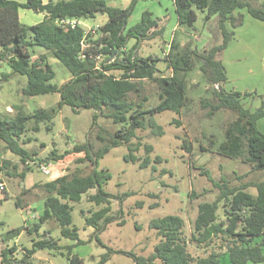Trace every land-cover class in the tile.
I'll return each instance as SVG.
<instances>
[{"label": "trees", "instance_id": "trees-1", "mask_svg": "<svg viewBox=\"0 0 264 264\" xmlns=\"http://www.w3.org/2000/svg\"><path fill=\"white\" fill-rule=\"evenodd\" d=\"M138 1L129 0L127 6L117 7L107 0H0V66L5 62L9 67V71H0V83L8 80L11 73H18L27 78L21 89L24 96L59 94V100L49 108L39 107L25 113L20 106L14 105V114L0 112L2 151L17 156L23 166V170L15 173L19 164L4 158L0 170L4 175L18 174L23 178L32 164L39 167L43 162L49 164L51 160L58 161L74 153H82L76 162L88 161L92 165L86 174L65 172L42 183L46 192L43 210L24 227L37 239L32 237L35 239L33 245L30 248L24 246L19 257L16 255V244L4 247L0 251V264H31L36 249L45 248L60 252L66 249V257L71 263L81 261L78 256L71 255L72 244L61 245L58 243L60 238H52L50 229L40 232V228L48 220H54L61 237L74 241V244L83 243L77 228L72 225L71 202L79 201L82 194L91 188L96 191L87 194V200L102 205L85 217L86 225L94 226L95 236L118 218L119 215L110 213V201L114 198L122 200L131 192L114 194L105 191L103 184L110 179V174L97 170L98 159L111 148L125 143L128 153L123 155L124 160L138 162L139 167L150 164L148 155L140 158L134 154L142 146L136 130L148 129L152 136L163 135V128L153 115L165 109L179 114L186 106V75L193 68L194 58L199 60V70L209 86L210 96L200 101L207 109L206 116L211 118L220 110L232 113L223 128V139L217 145V152L248 162L253 169L264 170V133L257 128V121L264 117V96L259 97L260 104L254 110L245 107L244 100L256 95L226 90L227 76L220 59L233 38L234 29L242 24V13L234 12L244 9L250 16L264 21V3L255 5L251 0H171L178 24L192 28L197 18L196 9L204 12V22L214 17L220 41L198 50L190 42L180 48L176 40H172L168 54L142 56L137 53L139 44L161 38L164 26L149 10L142 12L138 22L128 25ZM20 8L42 13L43 17L37 23L23 24L18 15ZM98 15H105L106 20L95 29L71 26L63 21L67 18L90 19ZM129 40H134L131 46H128ZM36 47L43 52L33 55ZM48 54L63 65L70 75L69 79L60 84L54 82L56 73L48 61ZM159 61L165 62L169 73L156 74ZM145 80L156 84L155 103H151L145 93ZM63 106L71 110H92L94 121L91 122V129L98 125L96 119L99 116L111 119L118 127L107 132L97 126L96 140L100 142L97 147L87 137L84 142L75 143L63 153L51 150L45 158L35 159L36 152L24 146L32 140L25 134L29 130L38 131L40 123L50 130L53 119ZM170 123L178 126L180 122L173 118ZM134 138L137 139L133 141ZM213 143L210 140L211 146ZM143 147L147 154L153 150L150 144ZM181 147L190 152V141L182 138ZM161 160L160 156L154 158L155 162ZM201 174L217 189V194L212 201L198 203L188 239L184 234V219L176 214H167L149 222V227L156 230L158 236L150 254L138 255L123 250L110 252L131 255L134 264H223L224 259L229 264L263 262L264 179L231 185L222 176L214 180L207 169H202ZM249 187L255 192L248 191ZM21 229L11 228L7 233L16 237ZM190 241L205 246L213 242L216 247L206 255L193 256L188 248ZM107 259L108 253H105L95 264H103Z\"/></svg>", "mask_w": 264, "mask_h": 264}, {"label": "rangeland", "instance_id": "rangeland-1", "mask_svg": "<svg viewBox=\"0 0 264 264\" xmlns=\"http://www.w3.org/2000/svg\"><path fill=\"white\" fill-rule=\"evenodd\" d=\"M107 2L117 7H125L129 0H107ZM251 2L261 5L264 0H251ZM144 10L151 11L153 16L160 20L159 24L164 26V33L161 38L141 42L137 49L139 55H166L170 52L172 40H176L180 48L190 42L198 50H203L221 39L215 18L212 17L208 22H204V12L199 9H196L197 18L192 28L178 24L171 0H139L128 20V25L138 22ZM240 12L246 15L245 10H240ZM18 15L20 21L26 25L37 23L43 17L42 13H34L25 8H20ZM105 20V15L84 19L85 28L98 26ZM251 31L253 29L249 25L237 27L234 30V39L221 53L220 59L224 61L229 76L234 78L236 85H255L257 93L260 94L264 93V69L262 68L264 67V44L253 50H241L240 48L242 43L247 41ZM261 31L264 32V29ZM133 43L134 40H129L128 46ZM40 52L43 50L36 47L33 55ZM47 57L56 73L54 82L60 84L69 79L70 75L63 65L50 54ZM199 64V60L194 58L193 68L186 75L188 101L181 112L176 114L172 110L165 109L154 113V119L163 128V135L152 136L148 129L136 130L142 146L134 154L140 158L148 155L151 159L148 166L139 167L138 162L124 160L123 155L128 153V145L125 143L111 148L98 159L97 170H104L110 174V179L103 184V189L114 194L131 192L122 200L111 199L110 213L119 215L118 218L95 236L94 226L86 225L85 217L91 214L90 211L102 205H96L87 200L86 195L96 191L95 188L89 189L87 193L82 194L79 201L71 202L72 225L77 228L78 236L84 241L83 243L74 244V241L61 237L59 226L54 220H48L40 228V232L43 229H50L52 238L55 240L60 238L58 243L61 245L72 244L71 255L78 256L81 261L71 263L66 257V249L60 252L45 248L36 249L31 257V264H95L105 253H108V259L103 264H134L131 255L110 252V250L131 251L138 255L150 254L158 241L156 230L149 227V222L153 218L167 214L181 216L185 223L184 234L187 239L190 237L198 203L212 201L217 194V189L205 175L201 174L202 169H207L214 180L222 176L231 185L247 180L264 179V170L253 169L248 162L217 152V145L223 139V128L232 117V113L228 110H220L211 118L206 116L207 109L200 101L210 96L209 86L199 70ZM247 64L252 65L253 74L251 75L244 69ZM157 67L159 69L157 75L170 72L163 61H159ZM0 71H9L5 62L1 63ZM240 75L244 77L241 78ZM26 81L25 75L11 73L8 80L0 83V112L9 111L14 114L13 106L18 105L25 113H31L39 107L49 108L59 100L58 93L24 96L21 89ZM144 87L150 102L155 103L157 101L156 84L145 80ZM225 88L229 90L230 85L226 84ZM257 100L251 101L247 98L244 100L245 107L253 110L257 106ZM173 118L179 120L178 126L170 123ZM92 121H94L92 110H71L68 106H63L53 119L50 130H46L44 123H40L38 131L29 130L25 134L32 140L24 146L36 152L35 159H42L51 150L63 153L72 148L75 143L84 142L87 137L93 140L94 146L97 147L100 145V142L96 140L97 126L107 132H112L118 127V124H114L111 119L99 116L96 119L98 125L91 129ZM257 128L264 133V117L257 121ZM182 138L190 141V152L181 147ZM136 139L134 138L133 141ZM210 140L214 142L212 146ZM144 144L152 145L153 150L147 154L143 147ZM80 156L82 153H74L58 161L51 160L47 164L49 172L46 174L36 164L30 165L31 169L26 171L23 178H20L18 174L8 176L0 172V180L6 186L5 191L0 190V251L7 245L16 244L15 246L18 247L16 255L19 257L24 246L30 248L33 245L37 237L28 234L24 227L31 224L34 221L33 216H38L43 210L46 192L42 183L65 172L88 173L92 165L88 161L76 162ZM156 156H160L162 160L155 162ZM2 158L19 164L15 173L23 170L17 156L10 152H3L0 143V163ZM9 170L12 171L11 166ZM248 191L254 193L255 189L249 187ZM6 194L7 197H5ZM15 227L22 228L21 233L16 237H10L7 232ZM214 247L216 246L213 242L207 246L193 241L188 244L193 256L206 255ZM262 252L264 255V247H262ZM223 264H229V262L224 259ZM248 264H264V261Z\"/></svg>", "mask_w": 264, "mask_h": 264}, {"label": "crops", "instance_id": "crops-1", "mask_svg": "<svg viewBox=\"0 0 264 264\" xmlns=\"http://www.w3.org/2000/svg\"><path fill=\"white\" fill-rule=\"evenodd\" d=\"M241 10H244V9H241ZM237 12H240V10H236V12H234V14H236ZM241 13V12H240ZM243 15V14H242ZM160 21V20H159ZM243 25L244 26H248L249 25V27L251 28V29H253V31H251V33H249V35H248V38H247V41L246 42H244V43H242V45H241V50H253L254 48L255 49H258V48H256L257 46H259V45H263L264 44V32L263 31H261V30H263L264 29V21H261V20H259V19H256V18H254V17H252V16H250L247 12H246V15L244 16L243 15V19H242V24L241 25H239L238 27H243ZM237 28V27H236ZM235 28V29H236ZM234 29V30H235ZM234 36H235V32H234V35H233V38L231 39V41L234 39ZM231 41L229 42V44L227 45V46H229L230 45V43H231ZM237 48H239V47H237ZM236 48V49H237ZM221 62H223L222 64L224 65V67H225V71H226V76H227V82H226V84H229L230 85V89H229V91L230 90H235V91H240V92H250V93H252V94H255L256 95V97L255 98H249L248 97V100H251V101H255V99H258L257 100V106L256 107H258L259 106V104H260V99H259V97L260 96H264V93H257V87L255 86V85H251V84H240V85H236V83L234 82V78H232V77H230L229 76V72H228V69H227V67H226V65H225V63H224V61H221ZM252 65L251 64H247V65H245V70H246V72L248 73V74H253V69H252V67H251ZM263 69H264V67H262ZM237 70L239 69H241V68H236ZM240 77L241 78H243L244 76H241L240 75ZM225 84V85H226ZM251 90H254V91H251ZM245 100H247V98L245 99ZM250 101V102H251ZM255 107V108H256ZM254 108V109H255ZM253 109V110H254ZM2 159H4V158H2ZM2 164V160H1V163H0V165ZM0 172H2V170H0ZM1 181V180H0ZM0 183H3L2 181L0 182ZM4 184V183H3ZM6 189V186H5V184H4V190ZM21 233V232H20ZM31 236L33 235V234H30Z\"/></svg>", "mask_w": 264, "mask_h": 264}, {"label": "built area", "instance_id": "built-area-1", "mask_svg": "<svg viewBox=\"0 0 264 264\" xmlns=\"http://www.w3.org/2000/svg\"><path fill=\"white\" fill-rule=\"evenodd\" d=\"M66 24H69L71 26H75V25H82L85 27V23H84V20L83 19H80V18H67L65 20H63ZM97 26H94V27H89L88 29H95ZM48 165L47 164H40L39 168H41L42 172L43 173H48L49 170H48ZM0 190H4V184L3 183H0Z\"/></svg>", "mask_w": 264, "mask_h": 264}]
</instances>
